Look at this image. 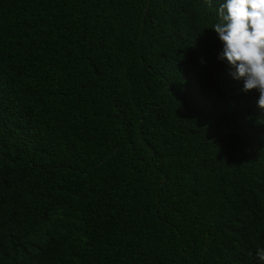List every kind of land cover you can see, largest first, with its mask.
Wrapping results in <instances>:
<instances>
[{
	"label": "trees",
	"instance_id": "obj_1",
	"mask_svg": "<svg viewBox=\"0 0 264 264\" xmlns=\"http://www.w3.org/2000/svg\"><path fill=\"white\" fill-rule=\"evenodd\" d=\"M220 2L0 0V264H264Z\"/></svg>",
	"mask_w": 264,
	"mask_h": 264
},
{
	"label": "clouds",
	"instance_id": "obj_2",
	"mask_svg": "<svg viewBox=\"0 0 264 264\" xmlns=\"http://www.w3.org/2000/svg\"><path fill=\"white\" fill-rule=\"evenodd\" d=\"M205 2L212 6V0ZM216 14L212 29L222 43L218 59L234 79L243 80V92L259 93L257 103L264 109V0H221ZM256 256L264 262V248Z\"/></svg>",
	"mask_w": 264,
	"mask_h": 264
}]
</instances>
